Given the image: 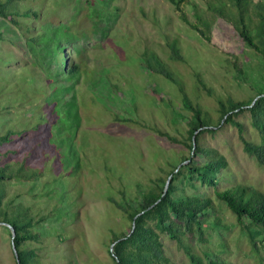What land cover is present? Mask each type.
<instances>
[{"label":"rangeland","instance_id":"374dc122","mask_svg":"<svg viewBox=\"0 0 264 264\" xmlns=\"http://www.w3.org/2000/svg\"><path fill=\"white\" fill-rule=\"evenodd\" d=\"M23 3L41 10L45 21L67 29L70 39L63 41L65 53L83 51L91 72L74 92L64 96L59 113H53L44 96L31 97L30 89L44 85L54 65L31 53L24 32L0 18V134L10 128L22 131L12 143L0 147V158L42 172L35 189L29 182L15 180L8 184L6 195H20L38 218L48 217L38 226L39 239L29 245L40 264H116L110 251L114 234L127 233L132 223L110 199L121 201L124 194L135 199L142 190L153 188L157 180L167 179L175 165L190 155L185 143H174L161 133L185 141L191 113L185 109L176 85L161 74L146 71L145 54L157 55L181 80L192 102L208 112L214 122L220 118L219 98L232 97L239 102L255 95L251 86L234 79L232 62L258 61L233 25L212 11V6H228V0H187L182 11L169 0ZM197 15L213 21L210 41L191 26L199 23ZM174 41L184 61L171 58ZM198 75L212 94L200 84ZM112 83L121 91L114 90ZM73 96L82 121L75 141L81 154L78 170L75 162L69 161V149L58 144L52 129H36V118L31 119V110L37 108L49 123L57 124L59 118H66V103ZM236 119L244 124L247 139L260 141L249 112ZM216 131L201 136L203 145L225 156L233 181L264 192V169L244 151L238 129L223 122ZM189 191L213 197L207 187ZM61 195L70 200H62ZM214 204V216L225 228L210 230L206 243L186 241L193 252L205 264L212 253L224 264H264V249L254 251L231 211L215 199ZM162 241L172 264H191L175 241L167 235ZM221 243L227 246L224 252ZM0 264H17L11 230L5 225H0Z\"/></svg>","mask_w":264,"mask_h":264},{"label":"trees","instance_id":"16d2710c","mask_svg":"<svg viewBox=\"0 0 264 264\" xmlns=\"http://www.w3.org/2000/svg\"><path fill=\"white\" fill-rule=\"evenodd\" d=\"M23 1L0 0V18L24 32L26 45L31 53L54 65L53 72L44 80L45 84L33 85L30 91L33 94L31 97L44 96L46 105L51 106V111L58 114L59 104L64 100V96L74 92L82 78L90 76L91 71L84 60L83 51L75 49V53L74 51L69 55L65 53L66 48L63 46V41L70 39L67 29L60 23L55 25L45 21L41 10L33 5H26ZM97 1L105 2V0ZM169 1L179 11H182V4L187 0ZM228 1V6L225 4L212 6V11L233 25L250 55L257 59V64L249 61L244 63L234 61L231 64L234 79L251 86L255 95L247 101L239 102L232 97L219 98L217 101L220 118L218 122H214L208 112L192 102L181 80L166 68L157 55L145 54L146 71L161 74L176 85L182 95L185 109L191 113L188 121L189 135L185 137V141L161 133L174 143H185L189 147L190 155L175 165L167 179L157 180L153 188L142 190L135 199H128L126 194L123 195L121 201L110 199L132 223L127 233L114 234L112 240L114 246L110 248V251L116 264H172L171 259L165 253L163 235H167L184 249L191 264H205L186 241L196 240L198 243H206L210 230L219 232L221 228H225L220 218L214 216L217 211L214 199L224 204L236 217L237 224L248 238L253 250L259 252L261 248L264 249V192L259 188L233 181L227 172L228 163L225 156L203 145L201 141L203 134L217 132L216 130L223 122L231 124L239 131L244 151L264 169V0ZM197 17L199 23L191 24V26L210 41L213 21L199 15ZM0 40H2L1 34ZM170 47L171 58L174 61H184L177 42L174 41ZM0 60H2L1 57ZM4 63L10 65L8 61ZM199 82L208 89L200 77ZM67 83L71 84L67 85ZM113 88L118 92L121 91L118 85L113 84ZM208 93L212 94L210 89ZM32 110L31 119L36 118L37 123L34 128H49V131L52 129L51 134L58 137V144L63 143L69 149V161L73 160L74 167L78 170L81 165V154L76 149L75 141L82 121L75 96L66 103L64 112L66 118H59L57 124H53L52 121L49 123L50 120L46 115L38 114L37 108ZM245 112L250 113L251 125L260 134L258 142L245 137L244 124L236 119ZM177 115L185 118L181 113ZM21 132L10 128L4 134H0V147L12 143L16 136L22 134ZM73 151H75V158L72 157ZM199 157L203 159L201 163L196 161ZM1 161L0 223H7L16 231L14 243L19 255V262L16 258L17 264H40L35 250L29 245L30 242L39 239L38 226L48 217L38 218L33 213L32 207L27 206L20 195L8 198L6 189L8 184L15 180L29 182L35 189L42 172L25 163L14 164L0 158ZM69 166L67 165L66 169ZM170 177L169 187L165 193ZM48 186L46 185L45 189ZM201 186L210 188L213 197L189 191V189L198 191ZM60 198L70 200L67 195H61ZM134 222L135 227L133 228ZM220 247L222 252L227 248L225 243H221ZM212 256L207 255L206 264H224L218 255L212 253Z\"/></svg>","mask_w":264,"mask_h":264},{"label":"water","instance_id":"95a60500","mask_svg":"<svg viewBox=\"0 0 264 264\" xmlns=\"http://www.w3.org/2000/svg\"><path fill=\"white\" fill-rule=\"evenodd\" d=\"M195 146H196V144H195V142H194V148H195ZM170 180H171V177L168 179V182H167V184H166V187H165V193H166L167 190H168ZM0 225H5V226H7V227L11 230V235H12V246H13V250H14V253H15V257L17 258V260H18V262H19L18 251H17L16 245H15V243H14V239H15V237H16V231H15V229H14L11 225H9V224H7V223H0ZM134 227H135V222H134V224H133V228H134ZM113 246H114V245H113ZM113 246H112V247H113Z\"/></svg>","mask_w":264,"mask_h":264}]
</instances>
